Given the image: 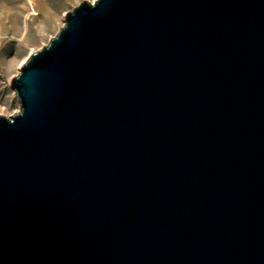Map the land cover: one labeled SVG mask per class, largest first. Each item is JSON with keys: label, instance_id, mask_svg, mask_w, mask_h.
I'll return each instance as SVG.
<instances>
[{"label": "water", "instance_id": "95a60500", "mask_svg": "<svg viewBox=\"0 0 264 264\" xmlns=\"http://www.w3.org/2000/svg\"><path fill=\"white\" fill-rule=\"evenodd\" d=\"M0 114V264H264V0H83Z\"/></svg>", "mask_w": 264, "mask_h": 264}, {"label": "rangeland", "instance_id": "374dc122", "mask_svg": "<svg viewBox=\"0 0 264 264\" xmlns=\"http://www.w3.org/2000/svg\"><path fill=\"white\" fill-rule=\"evenodd\" d=\"M82 1L0 0V114L11 116L20 109L12 78L30 53L58 33L66 13Z\"/></svg>", "mask_w": 264, "mask_h": 264}]
</instances>
